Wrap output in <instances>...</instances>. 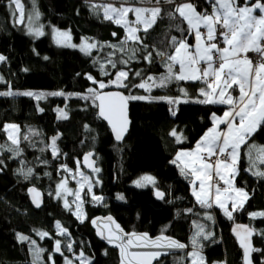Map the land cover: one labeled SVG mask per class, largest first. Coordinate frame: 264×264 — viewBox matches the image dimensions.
Masks as SVG:
<instances>
[{
  "label": "trees",
  "instance_id": "obj_1",
  "mask_svg": "<svg viewBox=\"0 0 264 264\" xmlns=\"http://www.w3.org/2000/svg\"><path fill=\"white\" fill-rule=\"evenodd\" d=\"M107 1L118 5L148 2ZM239 1L240 5L244 3ZM182 2H192L200 13H210L212 9L210 0H172L171 3L160 0L161 12L156 23L147 31L141 29L140 39L136 41L126 39V28L106 19L103 6L98 3L36 0L39 21L47 30L45 35L37 36L26 25V18L33 10L32 0H21L26 17L22 23L18 10L9 6V0H0V55L5 57L0 64V90L63 93L39 100L26 95H0V143L9 141L5 128L8 122L20 126L19 144L14 148L19 149L18 154L3 150L0 153V264H33L30 238L37 237V232L48 233L40 241L45 257L49 259L53 254L55 264H62V255L55 251L56 240L60 238L57 222L69 234L74 253L92 259L89 264H120L118 251L99 239L92 224V219L100 215L115 216L126 231L175 236L190 248L193 239L198 238L207 264H243L244 250L235 240L233 222L245 224L256 232L253 243L259 251H253V260L263 263L264 216L252 214L264 212V177L251 171L255 169L251 158L252 146L264 144V125L240 148L235 180L247 191L248 199L229 218L216 206H202L189 190V182L181 175L178 178L172 166L178 152L195 147L214 124V116L223 115L229 105L198 102L204 99L200 89L208 90L202 79H172L164 87H137L150 76L159 84V78L167 74L169 61L157 53L173 55L178 46L173 44V37L177 42L193 44V29L175 13ZM255 2L258 0L250 3ZM51 26L69 29L78 43L86 37L98 41V46L90 54L78 48L58 46L49 34ZM148 53L151 62L146 59ZM122 70L128 73L124 80L127 87L100 88V82L115 80ZM177 71L178 66L174 65L173 72ZM111 89H120L127 96L146 97L129 99L130 128L121 141L100 118L97 99L92 97L93 93ZM60 109L64 111L63 117L58 114ZM176 130L183 135L181 140L171 135ZM87 153H94L98 161L100 181L96 182L93 193L101 199L85 195L86 218L81 220L73 208L55 198V193L67 170L82 167V157ZM28 169L32 171L26 178ZM143 175H152L154 186L134 185ZM32 186L45 193L41 208H35L31 202ZM204 214L212 215L213 222L205 220ZM198 224L203 232L212 235L204 238L199 234ZM19 235L29 239L22 241ZM156 264H191V258L187 252L173 254Z\"/></svg>",
  "mask_w": 264,
  "mask_h": 264
},
{
  "label": "snow or ice",
  "instance_id": "obj_2",
  "mask_svg": "<svg viewBox=\"0 0 264 264\" xmlns=\"http://www.w3.org/2000/svg\"><path fill=\"white\" fill-rule=\"evenodd\" d=\"M143 2V0H142ZM166 2L171 3L172 0H166ZM157 5L159 0H156ZM33 10L29 15V23L31 24L33 19L38 20L40 13L38 8H36V0H32ZM9 6H14L15 10H18L19 22L24 21V6L21 0H9ZM104 7V13L106 19H113L116 17L115 22L117 24L123 23L125 27L128 28L129 35L126 39H132L139 41V37L136 32L139 30L137 28L129 27V22L124 19L129 12H134L136 15L135 23H143L144 31H147L153 24L156 23V18L161 12L160 7L155 6L151 8L143 7H123L116 8L112 5H106ZM259 9L261 12L260 16L254 15L256 10ZM175 13H178L180 17L187 21L188 25L196 30L197 44L195 46V53L189 51V46L184 41H176L173 37V44L178 45L175 47V54L166 55L165 53H157L161 57H165L169 63L166 64L168 72L166 75L159 78V84L155 86L164 87L166 83L172 79L176 80H201L204 79L207 83V78L209 76L213 77L211 83H207V89H200L201 95L205 99L200 100V103H223L231 105L229 111L224 112L223 117H215V126L208 130L205 136L200 142L197 143L196 149L190 153H180L177 159L181 156L192 157L186 167H191V174L196 175V178L200 180V192H195L194 195L198 202L205 207H212L210 203V193L207 189H211L212 185L208 184L207 189L205 187V182L211 180V173L214 171L216 176L220 180H223L225 184L229 185L231 188L232 180L226 177L234 176L236 173V165L239 159V149L242 145L247 143L248 137L254 133L257 128L264 125V3H260L259 0L252 6L238 7L236 6V0H215L213 5V13H197L195 7L190 3H185L179 5L175 9ZM175 13H170L174 15ZM14 15L17 12L14 11ZM114 14V15H113ZM147 14L142 20V16ZM203 24L207 28L206 39L211 42L215 39L216 26L219 25L224 31L221 32L225 43L229 47L223 49L218 48L215 43L203 44L201 43V33L199 31V26ZM42 25L35 28L36 35H43L40 30ZM30 31L33 29L30 28ZM56 31L57 43L64 44L67 42L68 33ZM75 46V45H72ZM96 45L87 44L81 46L82 51L86 54H90L89 50ZM123 50V49H122ZM183 50V51H182ZM133 55L135 54V50ZM213 51L220 53V60L213 61L212 53ZM249 51H254L260 54V62L253 65L252 61L247 59L246 53ZM244 53L245 57L240 58L239 54ZM5 57L0 56V61H3ZM146 59L151 62V53H148ZM200 61H205L207 66L201 70L196 67ZM123 63H127L124 61ZM175 64H179V73L173 72V67ZM218 64V66H214ZM113 67L115 65L113 64ZM107 74V73H105ZM137 76L140 73H136ZM128 77L126 71H119L116 74L115 80L111 81L113 84H118L123 87H127L123 81ZM89 79H93L89 76ZM2 80V77H0ZM155 83L156 78L148 77ZM233 85L237 86L239 89V96L234 98L228 94L227 90L232 88ZM100 88L106 87L103 82L99 83ZM137 87L145 88L150 87L145 81L137 85ZM91 91V90H90ZM183 91V90H182ZM0 95L11 96L14 95L11 91L0 93ZM23 95L35 96L37 100L45 98L46 95H63V93H33L25 92ZM186 95V93H185ZM100 101V115L109 120L112 124L113 130L116 132V139H122V133L126 131L127 120H126V107L127 101L129 99H146V97H136V96H124L122 93H106L103 95H98L97 97ZM172 103H179L178 100H172ZM175 115V113H173ZM238 117V122H237ZM226 124V131H219V125ZM7 129H18L17 125H6ZM171 135L176 136V132L173 131ZM8 139L11 140L12 145H18L19 140L13 136L11 131L8 132ZM27 139V137H25ZM179 139V137H178ZM55 145V138H53V146ZM5 146L0 145V149ZM255 147V146H252ZM9 151H16L17 154L19 149L9 148ZM53 152L55 153V148L53 147ZM201 153H206L207 157L214 155L222 156L223 159H217L214 164L208 163L205 156ZM259 158L264 162V147L259 149ZM176 163V161H173ZM31 169H28L25 176L31 174ZM183 172V169H181ZM255 175L264 177V171L256 172ZM151 179V178H147ZM139 183V182H138ZM228 189H224L225 193H228ZM215 203L222 208L227 216L231 218L232 213L228 210L226 201L229 199L233 200L232 209L236 210L237 206L243 205L244 201L247 199V193H244L242 189L232 188L233 195H226L224 200H221V189L219 186L215 187ZM77 199H79V193H76ZM236 197H243V199H236ZM122 198V197H121ZM96 200H100L101 197H94ZM65 206L67 207V201H65ZM79 214V205L77 206ZM252 215L264 216V212L253 213ZM110 219V218H109ZM211 219V217H209ZM57 227L59 228V222H57ZM239 227V226H238ZM116 231L121 233L116 234ZM116 231L109 230V234L104 237L107 239L108 243H117L120 255L121 264H151V261L158 258L161 253L148 252V253H138L129 252V249L133 246L134 241H145L154 245L157 248L164 247L165 245L161 241H167L168 248H183L185 245L180 244L178 241L172 240L166 237H157L156 240L151 241L147 237V234L143 236H137V234L132 233L130 238L125 241L123 230L116 225ZM62 234L66 233V229L61 230ZM41 238L48 235L46 232L38 233ZM252 234V230L245 228V235L241 236L239 232L237 235L241 238V245L245 250V258L248 259L250 251H259V249L252 248L250 245L249 237ZM20 240H28L26 236H20ZM195 238L193 239V244H195ZM31 244L35 245V241H31ZM144 245L137 244L136 247H141ZM71 249V245H69ZM44 249L38 247L33 248V264H42L41 254ZM55 251L60 252V241H56ZM81 255H83L81 253ZM195 256L196 253H193ZM52 264H55L53 261ZM65 264H71V261L66 259ZM250 264V261H248Z\"/></svg>",
  "mask_w": 264,
  "mask_h": 264
},
{
  "label": "rangeland",
  "instance_id": "obj_3",
  "mask_svg": "<svg viewBox=\"0 0 264 264\" xmlns=\"http://www.w3.org/2000/svg\"><path fill=\"white\" fill-rule=\"evenodd\" d=\"M86 1L93 3L92 0L91 1L86 0ZM139 1L142 2V0H139ZM144 1H146V0H143V2ZM149 1H151V0H148V2H145L143 4H139V5H127L128 3L121 4V5L109 4V3H99V5H102V6L112 5V6L116 7V8H120L121 6H123V7L151 8V5H153L154 3L153 2L151 3ZM154 2H155V0H154ZM250 2H251V0H247V6H249V7L255 4V3L251 4ZM185 3L186 2H182L179 5H182V4H185ZM156 6L159 7V5H157V3H156ZM260 15L261 14H256V16H260ZM146 16H147V14H144V16H142V20ZM28 17L26 18L25 15H24V20L26 18V20H27L26 25H27L28 30L30 31V28L33 29V31H30L31 33L35 34L34 29L40 27L41 25H42V28H40V30L43 32V35H45L47 33V30H46L44 24L40 23L39 19L38 20L33 19L32 23L30 24ZM39 18H40V16H39ZM124 19H126L129 22V27L139 29L136 32L137 36L139 35V31L141 29H144L143 23H139V24L135 23L136 15H135L134 12L127 13V15H126V17ZM121 24L124 26L123 23H121ZM125 28H126V31H127L128 35H129L128 28L127 27H125ZM55 30H58L59 32L68 33V39H67L66 43H64V44H58L57 43V36H56V31ZM49 34H50L53 42L56 45H58V46L70 47V48H78V49H80L82 51L81 46L84 45L85 43L96 45L95 47L91 48L89 50V52H91L93 49H95L98 46V41L89 40L86 37H83L82 40L79 43L76 42L73 39V35H72V33H71V31L69 29H61V28L56 27V26H51L50 29H49ZM40 36H42V35H40ZM213 43H215L214 40H213ZM215 44L217 45L218 48H222L224 46V40L222 41V43H220L221 45L217 44V43H215ZM72 45H75V46H72ZM214 54H216V51H213V55H212L213 56V61H215L214 60ZM2 62L3 61H0V64ZM215 66H217V65L215 64ZM201 70H203V69H201ZM122 71H126V70H122ZM144 82H142V83H144ZM123 83H124V81H123ZM147 83H148V85L150 87H145L146 89L154 88V87H156L155 85L157 84L156 80H155V83L153 81H151V80H147ZM104 84L106 85V87H104V88L119 86L118 84L111 83V81L109 83H104ZM111 90H113V89H111ZM9 91L14 93V95H23V93H25V92L45 93V94H48V93L52 92V91H48V90L25 89V90H18L16 92H14L12 90H8V91L7 90H0V93H5V92H9ZM227 92H228V94H230L234 98L239 96V92L236 94L233 91H231V88L228 89ZM98 95H100V94L93 93L92 97L97 99ZM33 97H35V96H33ZM204 99H205V97H204ZM219 104H223V103H219ZM224 105H228V104H224ZM231 107L232 106L229 105V108H227L226 111H229ZM58 114H59L60 117H63L64 116V111L62 109H60V110H58ZM216 117H223V115L216 116ZM237 122H238V117H237ZM6 125H17L18 126V129H16V130L7 129L6 131H7V137H8V132L11 131L13 133V136L16 137L19 140L20 139V126H19V124L15 123V122H8ZM224 125H226V124H220L218 130L219 131H226L227 127L225 129ZM214 126H215V121H214V124L209 129L213 128ZM175 132L177 134L176 137L177 138L179 137V140H181L183 135L177 130ZM204 136H205V134H204ZM200 141H198V142H200ZM0 145H4L5 146L3 149H0V153H1V150L11 152V151L8 150L9 148H13L14 149L16 146H18V145H12L11 140H9L6 143H0ZM196 145L193 148L181 149L178 152V154L193 152L196 149ZM53 147L55 148V152H56L57 151L56 144L54 146L52 145V148ZM261 147H264V144L263 145H259V146H255L252 149L253 155H252L251 161H252V163L254 164V167H255L254 170L251 169V171H253V173H255V171L256 172L264 171V162H262V160L259 158V155H260L259 154V149ZM178 154H177V156H178ZM201 155L207 157L206 153H201ZM177 156L173 160V161H176V163H173V161H172V165L176 166L178 168V170L180 171V173H182L184 179L189 182V185L192 188V194L193 195H194V191L195 192H200V187H199L200 180H198L196 178V175L191 174V167H186V165H188L189 162L191 161L192 157L181 156L180 159H177ZM239 156H240V149H239ZM207 158H209V160H210V161H207V162L208 163H212V164H214V162L217 159H223L222 156H217V155H214V156H211V157H207ZM238 163H239V159H238ZM238 163L236 165V173H235V175L234 176H230V177H226V178L232 180L231 188L229 187V185L225 184L223 180H220L219 177L216 176V174L214 175V171L211 173V180H208V181L205 182L206 189H207V185L208 184L212 185L211 189H207L209 191V193H210V196H211V199H210L209 202L212 203V207L216 206V207L220 208L219 205L215 203V196H216L215 187L216 186H219L220 189H221V193H220L221 200H224L226 195H233L234 196V193L232 192V188L242 189L244 193H247V191L244 188L239 187L236 184L235 177H236V174L238 173ZM181 169H184L185 172L183 173L181 171ZM0 170H1V167H0ZM147 178H151V179H147ZM216 180H218L219 181L218 183H221V185H219L218 183L216 184L215 183ZM99 181H100L99 170L97 172H95L94 174H90V173L86 172V170L83 168V166L81 167L80 165H78L75 169L67 170L66 177H64L63 179H61L58 182V184L56 186L55 198L56 199H60L64 204H65V201H67L68 207L73 208L75 214L81 220H84L86 218V212L84 210V198H85V195L92 196L93 198L96 197L94 195V193H93V188H94L96 182H99ZM154 183H155V180H154V177L152 175H143L140 178H138L137 180H135L134 185H136L138 187H141V188H145V187H148V186H151V185L154 186ZM224 189H228L229 190L228 193H225ZM76 193H79V199H77ZM195 198H196V196H195ZM236 199H243V197H236ZM247 199H248V193H247ZM247 199L244 201V203L247 201ZM232 203H233L232 199H229V200L226 201L227 208H228V210L230 212L235 211V210L232 209ZM244 203H243V205H244ZM78 205H79V214H78V210H77V206ZM240 207L241 206L238 205L237 209L240 208ZM220 209H222V208H220ZM254 213H260V212H254ZM255 216H259V215H255ZM209 217H211V219H209ZM204 218H205V220H207L209 222H213V220H214L213 216L210 215V214H204ZM245 226H247V225L241 224V223H238V222H233V231L239 230V229H241V228H243ZM198 228H199V234H202V236L204 238H208V237H210L212 235V234H208L207 232H203L202 231L203 227L200 224H198ZM62 229H64V228H62V226H60L58 228V231H57V234L60 237L57 240L60 241V254L62 255V264H65L66 259L68 261H71V264H89L92 261V259L90 257H88L87 255H85V254L81 255V254L74 253L73 244H72L71 238H70L69 234L67 233V231H66V233L62 234V232H61ZM38 233H40V232H37V237L38 238L37 237L30 238V253H31L32 260H33V248L38 247L40 249H44L43 246L40 243V241H42L44 237L41 238V236ZM20 236L21 235H19V237ZM22 236H25V235H22ZM31 241H35V245L31 244ZM195 241L196 242H195V244H193L192 248H190L187 251L189 258H191V264H207V261H206V259L204 257V254H203V252H202V250L200 248V245H199V242H198V238L195 239ZM69 245H71V249H69ZM193 253H196V255L194 256ZM244 253H245V250H244ZM41 260H42V264H52L53 261L55 262L53 254L50 255L49 259H47L45 257L44 251L41 254ZM263 263H264V261H263ZM216 264H222V263H216Z\"/></svg>",
  "mask_w": 264,
  "mask_h": 264
},
{
  "label": "water",
  "instance_id": "obj_4",
  "mask_svg": "<svg viewBox=\"0 0 264 264\" xmlns=\"http://www.w3.org/2000/svg\"><path fill=\"white\" fill-rule=\"evenodd\" d=\"M116 92L122 93L124 96H127L125 94V92L120 90V89H117V90H114V89L113 90H106V91H103L100 95H103V94H106V93H116ZM99 104H100V101L97 98V107H98L99 116H100V118L102 120H104L108 124V126L110 127V129L112 131L113 136L116 138V132L113 130L112 124L109 122L108 119H106L105 117L100 115ZM129 109H130V102L128 100L127 101V107H126L127 126H126V131H124L122 133V139L125 137V135L127 134L128 130L130 128L131 120H130ZM122 139H120L118 141H121ZM82 166L86 170V172L90 173V174H94L95 172L98 171V161H97L96 156L94 155V153H87V154H85L82 157ZM29 194H30L31 202H32V204H33V206L35 208H41L44 205V203H45V193H44V191L42 189H40L37 186H32V187L29 188ZM92 224L96 228V232H97V235H98L99 239L107 247L115 249V250L118 251L120 264H121V255H120V250H119L118 244L117 243L110 244V243H108L107 239L104 238V237H106L109 234V230L110 229L112 231H116V225H119V228L123 230V234H125L124 235L125 241L130 238L132 233H135V234H137V236H143L144 234H147V237L151 241L156 240L157 237L163 236V237L170 238L172 240L178 241L180 244L185 245V247H183V248H168L166 246L167 245V241H161V243L164 244L165 246L161 247V248H157L154 245H152L150 243H147L145 241H142V240L141 241H134L133 246L129 249V252L148 253V252H156V251H158V252L161 253V255L158 258H156V259L151 261V264H156L157 262L161 261L163 258L168 257V256L173 255V254L185 253V252H187L190 249L189 245L186 242H182L181 240H179L175 236H169V235H166V234L151 235L148 232L126 231L123 227L120 226L118 220L113 215L96 216V217H94L92 219ZM245 228H247L249 230H252V234L249 237V241H250L251 247L254 248L253 238H254L256 232H255V230L253 228H251L249 226H245V227H243V228H241L239 230L233 231V234L235 236V240H236L237 244L243 250H244V248L241 245V238H240V236L237 235V232H239L241 234V236H243V235H245ZM116 234L120 235L121 233L116 231ZM137 244H141V245H144V246L136 247ZM58 253L60 254V252H58ZM252 253H253V251H250L247 260L245 258V253H244L243 264H248V261H250V264H257L253 260ZM262 264H264V263H262Z\"/></svg>",
  "mask_w": 264,
  "mask_h": 264
},
{
  "label": "crops",
  "instance_id": "obj_5",
  "mask_svg": "<svg viewBox=\"0 0 264 264\" xmlns=\"http://www.w3.org/2000/svg\"><path fill=\"white\" fill-rule=\"evenodd\" d=\"M210 1H212V9H211V11H210V13H208V14H212L213 13V5L215 4V0H210ZM154 4L153 5H151V7H155L156 6V2H153ZM186 3H190V4H192V5H194L192 2H186ZM256 3V2H255ZM260 3H263V2H260ZM236 6H238V7H244V6H247V0H244V3L242 4V5H240V1L239 0H236ZM195 7V6H194ZM196 10V9H195ZM103 12H104V8H103ZM196 12L197 13H200L198 10H196ZM105 14V13H104ZM200 14H203V13H200ZM256 14H261V12H260V10L259 9H257L256 10V12L254 13V15H256ZM115 19H116V17H114L113 18V20L115 21ZM122 25V24H121ZM199 31H200V33H201V43H203V44H208V43H213V41H211V42H209V41H207V39H206V34H207V28L203 25V24H201L200 26H199ZM216 32H217V26H216V31H215V34L214 35H216ZM193 33H194V42H193V44H190V43H188V42H185L188 46H189V51H191V52H193V53H195V46H196V44H197V38H196V30L195 29H193ZM262 44H264V41H262L261 42ZM225 47H229L226 43H225V41H224V46L221 48V49H223V48H225ZM183 51V50H182ZM175 54V53H174ZM212 55H213V53H212ZM243 55H244V53H240L239 54V56H240V58L241 59H243L244 57H243ZM176 66H178V71H177V73H179V70H180V66H179V64H175ZM207 66V64H206V62L205 61H200V63L198 64V65H196V67H198V68H200V69H204L205 67ZM215 66V65H214ZM213 77H211V76H209L208 78H207V83H211L212 81H213ZM202 80H204V79H202ZM185 81H194V80H185ZM231 91H233L234 93H238L239 92V89H238V87L237 86H233L232 88H231ZM219 104V103H218ZM224 105V104H223ZM225 126V129H226V127H227V125H224ZM209 130V129H208ZM208 130H207V132H208ZM206 132V133H207ZM205 133V134H206ZM204 137V135L201 137V139L200 140H202V138ZM199 140V141H200ZM239 160H240V156H239ZM173 166V165H172ZM174 168H175V170H176V173H177V177L179 178V176L181 175L182 177H183V175H182V173H180V171L178 170V168L176 167V166H173ZM185 171H184V169H183V173H184ZM214 175H215V172H214ZM184 178V177H183ZM188 186V188H189V190L192 192V188H191V186L190 185H187Z\"/></svg>",
  "mask_w": 264,
  "mask_h": 264
},
{
  "label": "built area",
  "instance_id": "obj_6",
  "mask_svg": "<svg viewBox=\"0 0 264 264\" xmlns=\"http://www.w3.org/2000/svg\"><path fill=\"white\" fill-rule=\"evenodd\" d=\"M91 1V0H89ZM93 3H109V4H114L112 2H108L107 0H92ZM224 31V29H222L219 25H217V32L215 35V43L220 44L222 43L223 36L221 35V32ZM221 45V44H220ZM247 59L251 60L252 63L254 65H256L257 63L260 62V54L254 51H249L246 53ZM243 57H245V54L243 55ZM214 60L215 61H219L220 60V54L218 52H216V54H214ZM218 66V64H216ZM224 158V157H223ZM206 161H210L209 158L205 157ZM219 181L216 180L215 183L217 184ZM219 185H221V183H218Z\"/></svg>",
  "mask_w": 264,
  "mask_h": 264
}]
</instances>
